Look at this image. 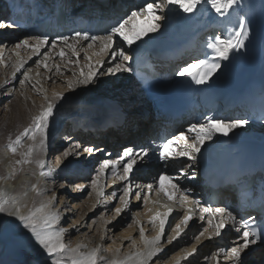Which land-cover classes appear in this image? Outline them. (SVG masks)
<instances>
[{
    "label": "bare ground",
    "instance_id": "6f19581e",
    "mask_svg": "<svg viewBox=\"0 0 264 264\" xmlns=\"http://www.w3.org/2000/svg\"><path fill=\"white\" fill-rule=\"evenodd\" d=\"M7 1L12 2V0ZM66 1L67 4L71 5H68V7L72 8L70 12L75 13L76 17L84 11L87 13L89 9L92 8L91 5L93 4H90L88 0H77L76 4L75 0ZM92 1L97 2L94 4L97 5L98 13H102L100 18L107 16L115 22L125 17V15L129 14L131 10H139L146 2H148V0H138V3L135 1V3L139 5L136 7L133 5V0ZM22 3H24L23 0H21V4ZM38 4L41 6L42 10L45 3L38 2ZM100 4L105 5V7ZM116 4L118 5L115 7ZM120 5L123 6V9L120 8ZM112 6H114V9L118 10H111ZM240 8V3H236L231 9L232 15L235 14L237 18H240L236 12ZM158 15L163 16V19L150 20L145 15L138 17L134 22V24L139 23L140 19L143 23L149 24L151 27L150 38L153 37V41L149 40L150 38L141 36V39L138 41L144 44V48L135 47L133 43L131 48L134 46L135 50L127 47L126 44L119 45V47H123L125 53L130 57L128 61H123L117 56L116 60L112 59L110 63L108 62V64H105V58L107 55L112 54V52H103L102 43L100 41V45L97 43L94 44L89 51L87 45L91 43V41L80 40L77 43L75 40H69V44L75 45L78 55H85L84 51H86V54L91 55L93 64L91 70L97 73L104 62L102 70H100V73L96 77L98 82L93 79L94 81L91 83L83 84L79 83V81L83 80L80 75L81 68L78 66V61H76V55L72 54V50L68 48L65 43L63 44L67 47H62V42L59 39L57 40L60 42L56 39H48V45L41 47L39 56L35 55L30 47L23 48V50L14 47V39H17L19 43L27 39L30 46H35L36 40L34 37L39 36V34L9 27V15L6 14L0 3V23L8 24L5 29L1 27L0 32L3 33L7 30L10 31V34H0V56H2V53L5 50L10 58H7L8 61L4 59L5 62L3 64H5L6 70L12 68L9 75L10 77L8 76L7 81L5 82L4 80L0 85H7L11 81L18 80L22 71L27 70V73H29L34 64L41 60H43L44 63L41 64L40 67L36 66L34 68V74H36L37 71L42 72L45 86L46 82L48 83V79H51V83H53L52 91L49 93V101H46L47 98L45 99L42 93H30L29 96L27 95L28 101L25 97L24 100H19L17 116H15V113H12L10 116L4 114L6 120L5 126L7 128L6 133L12 134L7 135L6 144L3 147H0V165L3 167L8 163V165L11 166V172L7 174L5 178L0 179V190L17 196L23 203L28 205V207L24 208L22 211V214L24 215H27L33 206H39L42 203H48L51 201L52 210L56 211L60 216V222L56 227L67 230L64 237L65 243L72 248L83 246L81 248L82 252H91L93 249H98L100 264H107L108 261L112 260H135L138 254L140 255L145 250V247L149 245L145 241H152L158 236L160 239L165 236L164 242H160L158 245L154 246L151 245L150 248H159V251L150 261H148V264H218L216 259L217 252L215 249L222 244L224 248L234 247V244L232 246L227 243L225 244V242H227L225 235L233 232H236L235 234L238 233L236 229L239 227V221L243 219V216L233 213L234 201L232 198L229 200L224 199L226 197L214 202V208L212 209L220 207L226 209V212L231 211L236 217V224L227 222L228 218L226 214L224 217H221L218 215H209L208 212H201V208L207 207L210 192L209 189L204 188L198 180V168L196 166L197 153L195 154L194 160L189 159L187 156L180 155L170 156L168 160H164L160 157L161 146L158 140V134H155V131H163L167 133V136L170 133V137L173 139L174 137L181 135H176V133L179 129H183L182 126L187 122L194 120V124L196 125L205 124L210 119L214 120L218 115L219 112L215 109L207 110L200 107L195 111L194 116L191 115L183 120L182 123L175 122L172 125L170 120L164 118L165 113L162 111V105L164 104L165 96L171 90V83L176 82V78L173 79V76L171 77V75H173L172 72L196 62L197 59H194L195 57L182 59V56L180 55L181 53L172 54L168 52L167 54L164 53L160 55L167 58L165 64L168 69L161 63L155 68L161 74H163V72L169 74L171 79L153 87L148 93L141 90L140 84L136 80L135 75L139 68L145 66L146 60L152 55L153 50L150 48L153 45L160 43L168 34L176 33L172 36L177 38L175 41L181 38L186 40L188 38L186 35L189 33L190 35H194L198 26L204 25L203 27H205L206 25H209L212 27L211 30L203 35L205 43L201 44L202 47L211 40V35L214 30H216V36L226 39L229 23L225 18H228V16L227 12L223 15L217 13L209 3L205 2V0H201V3L198 4L196 9L191 13H184L179 10L178 5H169L164 8L163 12L158 11ZM175 17H178L177 19L179 21L186 18H188V20H186L181 30H177L176 28L174 32L168 31L166 24L172 23ZM153 24H159V28L156 31L151 30ZM11 32L16 33L12 34ZM57 33L58 32H53L54 35ZM51 43L52 45L55 44L54 48L52 46L49 47ZM115 47L117 46H114L113 51L115 50ZM61 49L64 51L63 57L60 55ZM47 52L48 54H45L44 58L41 59V56ZM90 52H92V54ZM234 52L230 53V55ZM45 57L48 58L46 59ZM49 59H51V62H48ZM118 59L121 64L131 70L116 71L112 74L109 81H107L106 76H104V73L107 72L106 68L118 64ZM84 60L86 62L84 65L82 63V67L84 69V66L87 65L86 69H84L86 70L85 73L87 75L90 71V64L87 61V57ZM21 61L25 62L24 67L21 69V73L16 72V79H13V66L19 64ZM3 64H1V67H3ZM44 64H47L48 67L45 68ZM57 66L59 67V71H57ZM36 79L38 78L36 77ZM69 81L73 83V88L68 87ZM112 83L114 84V87L117 86V88L111 87ZM90 86L92 87V91L88 97L93 102L89 101L88 103V99H85V96L87 97L86 92H88ZM123 86L124 88H122ZM3 87L4 86H2V88ZM126 90L131 91L129 94L130 97L133 98L136 96V99L138 98L140 100L139 103L144 102V104H147L148 106L140 104L138 107L135 100H132L131 98V102H129L130 104L126 106L123 105L125 107L122 114H113L111 112L109 114L112 115L108 121L104 120L102 123L93 122L94 120L102 121L101 114L105 111L107 103L117 101L112 99L120 97L119 95H121V92L124 93ZM111 94H113L112 97H110ZM60 96H62L63 99H59L58 97ZM84 102H86V104H83ZM49 104L54 105V115L49 119L46 151L42 152L39 148V135H37L36 140L25 137L22 139V143L17 145L18 152L15 154L12 153L10 155V161H6L7 159H4V156L5 153L9 151L8 146L10 141H15L16 137L24 132L26 128L32 127L34 118L45 110ZM152 106L155 108L154 112L151 113V110H148L147 108H152ZM93 107L99 111L95 110ZM115 112L118 113L117 111ZM240 118H246V116L237 111L230 116H227V121ZM64 123H68V126L66 127L68 129V136L65 135L64 139L66 147L58 146L62 145L61 143L63 142L58 140V143H54V148L49 150L51 141L56 138L59 129ZM191 126L192 125L184 128V134L189 143L193 142L194 137V133L188 131ZM225 131H228L227 136L222 134ZM225 138L228 140L233 139L234 143L241 138H253L260 143H264V120L260 121L258 124H250L248 121L247 125L244 127L236 128L231 131L223 125H219L217 135L214 136L212 140H206L201 146V149L218 147L224 142ZM143 143L147 144L150 149L149 147L143 146ZM123 145L124 147L121 150L120 147ZM29 147H34L35 149L30 158L32 163H17V161H22L25 158L24 154L28 151ZM170 147H175L179 153L183 147V141H175ZM86 148L94 149V151L90 152L91 154L89 152L88 154H90V158L94 157V160L99 162V165L97 166L98 174L105 161L118 160L116 158L118 151L121 150L123 153L125 148H132L134 151H138L140 148H146L148 153L147 156H157L156 158L159 159V161H156V163H161L163 166L162 168L158 165L152 166L149 169L144 168L148 171L153 170L151 171L152 174L154 173L152 176H156V179H153L152 182L148 183L144 182L146 175L143 173L144 170L141 168H135L137 166L143 167V165H146V163L143 164V161L141 160L143 158H137V162L133 166V170L129 174L128 180L114 178L112 176L113 169H105L104 175L106 174L109 178V187L105 196L101 198V195H99V188L101 189L103 186V175L99 174L95 178L96 187H93L92 185L93 189L91 190L88 201L79 204L78 201L74 200L73 203L75 206L69 211V208L67 209L66 205L68 202L67 199L65 202L63 196L58 197L60 202L58 205V203L55 204L54 196L56 190L60 188H62L63 194H66L67 191L72 188L71 186L75 187L73 189L75 192L84 189L85 184L87 183L85 180L89 179V174L87 175L88 166H85L87 165L85 161L86 156L84 157ZM59 149L62 150L57 152ZM65 152H69V154L65 156ZM170 153L172 152L170 151ZM52 157H57L56 161H51ZM125 159L126 162L128 158L125 157ZM40 160L44 162L45 167L43 169L38 166L37 162ZM75 162L79 164L76 165L74 164ZM123 164V161H121V164L116 171L122 172ZM49 170H51V175H41L42 171L48 172ZM137 173L145 175L137 176ZM162 173L165 175L167 174L168 176H175V183H177L182 190H189L187 191L186 200L184 196L178 192L180 201L182 202L181 204L183 205H175V203L179 201H176L177 198L169 199V204H166L164 210H161L155 205L157 202H154L155 207L148 203L149 192L150 197L155 199L152 197V194L154 193L156 195V192L159 191L160 184L158 183V177ZM98 176L101 178L100 183L97 180ZM180 176L181 178L183 176L182 181H186L180 182ZM129 182L131 183V186L133 184L135 185V194L137 193L139 196L143 195L145 198V204L141 211H139L141 202L138 203V199L136 198L137 195H135L134 201L129 203L127 208H124L123 204L120 202L119 196L123 195V188L127 186ZM149 184H152L154 190H147L146 193L145 189H147V185ZM32 186L37 187L39 194L31 190ZM88 186H91V184H88ZM163 186L169 188L172 193L173 189L170 184L165 182ZM76 188L79 190L76 191ZM175 192L176 191L173 190V193ZM24 193H27L26 197L24 196ZM112 193H115V195L113 196ZM175 194H177V192ZM117 195L118 197L116 198ZM196 200L200 201L199 205L194 204V201ZM118 201L119 203L117 207H120L122 211L119 214H116V212H113V208ZM133 207H138V209L135 211L133 210ZM74 209H78L76 213ZM189 209L192 211H189ZM169 212L170 214L165 216V214ZM101 213L102 215L98 217ZM121 215L122 218L120 219ZM160 215L162 216V219ZM185 215H190L192 217L187 226H184L180 219ZM133 216L134 222L130 224L129 221ZM158 216L160 219H156ZM201 216H203V219H201ZM73 218L76 219L72 220ZM244 218L250 220L251 217L245 216ZM152 219H155L156 221L155 226L149 223ZM220 219L226 221V227L221 229V235L216 236L214 234V225L218 223ZM161 220L166 221L162 236L160 233ZM209 220L212 221L211 224L208 222ZM135 221H139L140 223H135ZM89 222L91 223L89 227H87ZM79 223V227L74 229L73 226ZM177 223L181 224L182 229L179 234L173 232ZM141 224L144 233L146 232L145 241H143L144 237H141L140 235L139 226ZM203 226H205L204 229L207 228V232H205L203 236H199L200 232L203 230ZM78 228H80V230H78ZM239 233L237 234L238 237L240 236ZM197 236H199V239H196ZM169 238H171V243L168 242ZM211 238L216 241L210 243L212 240ZM241 241L239 240L236 242L237 244L235 246L242 244L243 242ZM107 242H110L111 245L107 246ZM252 245L253 244H250L248 248L241 251L239 264H264L263 245L260 247L257 245V249L253 251L251 256L246 257V254L252 250ZM193 249H195V251H193ZM212 250L215 252L213 253V256L210 257ZM226 256L225 262L222 261L224 264H235V261L230 257L229 253ZM250 258H254V260L249 261ZM128 261L127 264H130ZM0 264H50V258L35 242L31 234L20 225V222L16 220L15 217L8 216L6 213H0Z\"/></svg>",
    "mask_w": 264,
    "mask_h": 264
},
{
    "label": "snow or ice",
    "instance_id": "6c2138e0",
    "mask_svg": "<svg viewBox=\"0 0 264 264\" xmlns=\"http://www.w3.org/2000/svg\"><path fill=\"white\" fill-rule=\"evenodd\" d=\"M205 2L209 3L211 7L217 12L223 15L230 8L233 7L234 4L237 3V0H205ZM201 3V0H148L139 10L131 11L125 17L120 19L116 24L110 27V29L104 35H89L86 32H76L74 36H64L61 37L63 42L72 50L73 55H78L77 49L74 44H69V40H75L77 43L80 40L91 41L87 45L88 48H92L97 41L102 43V51L107 53L109 51L112 52V59H115L117 56L121 58L123 61H128L130 57L125 53L123 47H119V45L126 44L128 47L135 42L141 39L142 33L137 29L134 22L138 17L147 16L150 20H160L163 19V16L158 15L159 12H163L165 7L169 5H178L179 10L184 13L193 12L197 5ZM3 23H0V27H4ZM9 27L15 26L14 23H9ZM159 28V24H153L152 31H156ZM247 25L246 22L241 21L238 24L237 30L227 39H223L220 36L214 37L207 44V47L211 49L212 59H208L207 57L204 59H200L196 62H193L177 72V75L184 76L188 75L196 84H204L206 83L218 70L221 69L222 64L221 61H227L230 58V53L236 51L238 52L240 49L244 47V42L247 39ZM36 40L35 46H30L29 41L27 39L23 40L21 43L16 44V48H31V51L39 56L41 47L47 46L49 43L48 37H34ZM115 47V50L113 51ZM55 47V44L52 45ZM61 57L64 56V51L61 49L60 52ZM46 59L48 57H45ZM2 56H0V62H2ZM90 59V57H88ZM24 61H21L19 64L14 65V71L12 74V78L16 79V72H20L24 67ZM43 60L36 62V66L40 67L43 64ZM44 67L47 68V64H44ZM131 69L125 67L123 64H116V66L109 67L107 69L106 74H111L116 71H130ZM57 71H59V67L57 66ZM24 80H28L29 77L27 75V70L23 73ZM81 75H84L82 72ZM97 73L91 70L87 75H84L83 81H79V83L89 84L93 81ZM24 81H21L23 84ZM35 87V86H34ZM69 88H73L74 85L71 81L68 83ZM59 99H63L62 96L58 97ZM54 115V105L49 104L45 110H43L37 117L34 118L33 126L30 128H26L24 132H22L19 136L16 137L15 141H10L9 150L15 154L17 152V145L22 143V139L27 137L32 140H36L37 135H39L40 142L39 148L42 152L46 151L47 148V129L49 126V119ZM248 120L246 118L234 119L230 121H225L223 119H210L205 124L196 125L193 124L188 131L194 133L193 142L189 143L187 137L184 134L180 136H176L173 139L167 140L165 143L161 145L160 157L164 160H168L172 155L169 151L170 146L174 144L175 141L183 140L184 146L177 155L187 156L189 159L194 160L195 154L201 151V146L204 144L206 140H212L214 136L217 135L218 126L223 125L229 131L234 130L236 128L244 127L247 125ZM227 136L228 131L222 133ZM34 147H29L28 151L24 154V159L22 161H17L20 164L32 163L30 159ZM86 152H92L94 149L86 148ZM70 152V150H69ZM69 152H65L64 155L67 156ZM148 153L145 149L141 148L138 151H134L132 148H125L123 153L121 154V158L115 161H105L102 167L99 170L100 175H104L105 169L112 168V176L114 178H118L120 180H128L129 174L133 170V166L137 162V158H143L147 156ZM127 157V161L123 164L122 172L116 171L119 168L121 161L123 158ZM38 166L43 169L45 167L44 162L42 160L38 161ZM42 176L51 175V170L48 172H41ZM99 176L97 177V180ZM176 178L168 176V175H160L158 177V183L160 184V191H164L163 185L165 182L171 185V188L176 192H180L182 196H184L185 200L187 199V191L182 190L177 183L174 182ZM93 187H96V182H93ZM148 189H152V184L147 185ZM33 192H37L39 194L36 186H32L31 189ZM131 183L129 182L127 186L123 188V195L119 197L120 202L123 204L124 208L129 206V197H131ZM169 196V199L172 198L170 193H166ZM99 195H103V192H100ZM114 196L115 193H112ZM24 196H27V193H24ZM139 199V195L136 196ZM194 204L199 205L200 201H194ZM28 207L26 203H23L20 198L15 195H11L3 190H0V213H6L8 216L15 217L16 220L20 222V225L26 229L34 238L35 242L43 249V252L47 254L50 258V264H100V257L98 249H93L91 252H82L81 248L83 246H77L76 248L70 247L67 243H65L64 237L66 234V229L58 228L56 225L60 222V216L56 211L52 210V202L42 203L39 206H33L27 215L22 214L24 208ZM122 211L120 207L115 208L116 214H119ZM189 211H192L189 209ZM201 212H208L209 215H218L223 217L225 214L228 218L227 222H231L233 224L237 223L236 217L233 215L231 211H227L224 208L217 207L215 209H209L207 207L201 208ZM166 213L165 216L169 215ZM181 223L184 226H187L188 222L192 219L190 215H185L180 218ZM203 219V216H201ZM165 220L160 221V233L163 235ZM210 224L211 220L208 221ZM135 223H140L139 221H135ZM153 226H155L156 221L152 219L149 221ZM226 221L224 219H220L218 223L214 225V234L216 236L221 235V229L225 227ZM238 232H241V239L243 243L231 247L229 249L230 257L235 261V264H239L240 262V253L245 248H248L250 244H256L264 239V229H257L253 223L249 220H241L239 221V227L236 229ZM242 230V231H241ZM182 231L181 224L177 223L173 232L179 234ZM207 232V228L203 229L199 236H203L204 233ZM141 237L144 236L143 227L140 228ZM199 236L196 239H199ZM149 245H158L160 243V237H156L152 241H145ZM171 243V238L168 240ZM159 251V248H150L146 255L137 256L138 264H148V261L152 259ZM195 251V249H193ZM107 264H127V261H117L112 260L108 261Z\"/></svg>",
    "mask_w": 264,
    "mask_h": 264
},
{
    "label": "rangeland",
    "instance_id": "374dc122",
    "mask_svg": "<svg viewBox=\"0 0 264 264\" xmlns=\"http://www.w3.org/2000/svg\"><path fill=\"white\" fill-rule=\"evenodd\" d=\"M135 1L138 3V0H133V5H135L136 7H138L139 5L137 4V3H135ZM142 1V0H141ZM140 1V2H141ZM119 4V3H118ZM118 4H116L115 5V7L118 5ZM121 4V3H120ZM114 6H112L111 7V10H118V9H114L113 8ZM132 11V10H131ZM130 11V12H131ZM129 12V13H130ZM126 16V15H125ZM5 26L3 27V29H5V27L8 25V24H4ZM135 26L136 27H138L137 29L142 33V36L143 37H146V38H150V25L149 24H145V23H143L140 19H139V23H136L135 24ZM1 28V27H0ZM12 34L13 33H16V32H11ZM0 34H10V31L9 30H7V31H4L3 33H1L0 32ZM152 38V39H151ZM149 40H151V41H153V37H151ZM61 42H62V47H67L65 44H63L64 42L61 40V39H59ZM59 40H57V41H59ZM59 41V42H60ZM13 43L16 45V44H19V42H18V40L17 39H14V41H13ZM97 44H101V43H99V41H97L96 42ZM13 44V45H14ZM15 45H14V47H15ZM134 45H135V47L137 46V47H139V48H144V44L142 43V42H139V41H135L134 42ZM52 46V43H51V45L49 46V47H51ZM128 47V46H127ZM135 47L133 46L132 48L131 47H129V48H131V49H133V50H135ZM21 50H23V48H21ZM66 50V49H65ZM91 50V48H89V51ZM83 52V51H82ZM81 52V53H82ZM85 52V55H83L82 56V54L81 55H76V61H78V66L81 68L80 69V75H81V73L83 72L84 73V75H86V70H84V69H86V67H87V65H85L84 66V69H83V67H82V63H83V65H84V63L86 62L84 59L87 57V61L89 62V64H90V66H91V69H92V66H93V64H92V57H91V55H89V54H86V51H84ZM91 54H92V52H90ZM45 54H48V52L47 53H44V55H42L41 56V59H43L44 58V56H45ZM111 55L112 54H109V55H107V57L105 58V64L107 63L108 64V62L110 63L111 62V60H112V58H111ZM88 57H90V59H88ZM94 57H95V55H94ZM2 62H0V84H1V82H3L4 80H5V82L7 81V79H8V76L10 75V73H11V70H12V68L10 69H7L6 70V66H5V64H3L4 62H5V60L6 61H8V59L7 58H10V57H8V53L6 54V51L4 50V52L2 53ZM81 58V59H80ZM5 59V60H4ZM40 59V60H41ZM114 60H116V58L114 59ZM11 61V60H10ZM9 61V62H10ZM36 61H38V60H36ZM48 62H51V59H49L48 60ZM104 62H103V64H102V66H101V68L97 71V75L95 76V78H94V80H96V77L98 76V74L100 73V70H102V67L104 66ZM117 62H119L120 64H121V62H120V60L118 59V61ZM1 64H3V67H1ZM115 65V64H114ZM11 66V65H10ZM9 66V67H10ZM116 66V65H115ZM115 66H112L113 68L115 67ZM36 67V63L34 64V66L32 67V70L29 72V73H27V75H28V77H29V79L28 80H24V75H23V73L25 72V71H22V73L21 72H19V73H21L20 74V77H19V79L18 80H15V81H11V82H9L7 85H0V147H3L5 144H6V138H7V135H11L12 133H9V134H7L6 133V126H5V124H6V120H5V117H4V114L5 115H7V116H10L12 113L14 114H16L15 116H17L18 115V112H17V110H18V103H19V100H24V97L26 98V100H27V95L29 96V94L31 93H33V94H41L42 93V95L45 97V99H46V101H49V93L52 91V85H53V83H51V79H48L47 81H48V83L46 82V86H45V81H44V79L42 78V72L40 71H37V73L36 74H34V68ZM2 68H3V71H2ZM108 68H106V70H107ZM6 71V72H5ZM44 73V72H43ZM103 74V73H102ZM112 74L113 73H111V74H106V72L104 73V76H106V78H107V81H109V79L111 78V76H112ZM84 75H81V78H82V80L84 79ZM109 75V76H108ZM10 77V76H9ZM36 77L38 78V79H36ZM93 80V81H94ZM21 81H24L23 82V84H21ZM97 82H98V80H96ZM106 81V82H107ZM2 86H4L3 88H2ZM35 86V87H34ZM111 87H114V84L112 83L111 84ZM114 88H117V86L116 87H114ZM122 88H124V86L122 87ZM128 90H129V88H128ZM128 90H126L124 93H122L121 92V95H119L120 97H117V98H113L112 100H117V101H111L110 103H107V105L105 106V111H103V113L101 114V116H102V121L100 120V121H96V120H94L93 122H104V120H106V121H108V119L111 117V115L112 114H109V113H113V114H122L123 113V111H124V107L126 106V105H128V104H130L129 102H131V98L132 97H130V92L131 91H128ZM91 91H92V87L90 86L89 88H88V92H86V94H87V97L85 96V99H88L87 101H88V103H89V101H91V102H93L92 100H90L89 99V94L91 93ZM85 94V95H86ZM114 94V93H113ZM113 94H111L110 95V97H112V95ZM110 97H109V99H110ZM135 100V103H137V105H138V107H139V105L141 104V105H147V104H144V102H141V103H139L140 102V100L137 98L136 99V96L135 97H133L132 98V100ZM28 101V100H27ZM142 101V100H141ZM83 104H86V102H84ZM123 105H125V106H123ZM94 106V105H93ZM148 106V105H147ZM94 109H95V107H93ZM143 108H146V107H143ZM118 109V110H117ZM148 110H151V113H152V109L154 110V108H153V106H152V108H147ZM146 109V110H147ZM95 110H97V109H95ZM97 111H99V110H97ZM115 111H117L118 113H116ZM154 112V111H153ZM190 120V119H189ZM186 122V121H185ZM184 124V123H183ZM194 124V120L193 121H189V122H187L186 124H184L182 127H183V129H179L178 131H177V133H176V135H178V134H184V128L186 127H188V126H190V125H193ZM68 126V123H64L63 125H62V127L59 129V133H57V136H56V138H54L52 141H51V145L49 146V150L50 149H53L54 148V143H56L58 140L61 142V141H63L61 144L62 145H58V146H61V147H64L65 145H66V143H65V141H64V139H65V135H67V132H68V129L66 128ZM179 127H181V126H179ZM155 133H156V131H155ZM175 135V136H176ZM185 135V134H184ZM68 136V135H67ZM95 139H97L96 137H94ZM62 139V140H61ZM144 139V138H143ZM183 141V140H182ZM58 143V142H57ZM64 143V144H63ZM57 146V145H56ZM143 146H146V147H149L147 144H144L143 143ZM183 146H184V141H183ZM66 147V146H65ZM64 147V148H65ZM124 147V145L122 146V147H120V149L122 150V148ZM139 147H140V145H139ZM183 148V147H182ZM63 149V148H62ZM62 149H59V151H57V152H60ZM141 149V148H140ZM143 149H145L146 151H147V149L146 148H143ZM149 149H150V147H149ZM121 150H119L118 151V154L116 155V158L117 159H120L121 158V154H122V152H121ZM169 151H171L172 153V155L171 156H174V155H177V150H176V148L175 147H170V149H169ZM17 152H18V146H17ZM90 153V152H89ZM12 154V152L9 150L8 152H6L5 153V156H4V159H7L6 161H10V159H11V155ZM88 152H85V155H84V157H85V161H86V164L87 165H85V166H88V170H87V175L89 174V179H87V180H85V181H87V183L85 184V187H84V189H77L76 188V191L77 190H79L78 192H75V191H73V189L75 188L74 186H71L72 188L71 189H69V191H67V193L66 194H63V191H62V188H60V189H58V190H56V194H55V196H54V198H55V204H57L58 203V205L60 204V202H59V198L58 197H61V196H63L64 197V199H65V202H66V199H67V209L70 211V209H73V207L75 206L74 205V203H73V201L74 200H76V201H78L79 202V204L80 203H84V202H87L88 201V199H89V196H90V193H91V190L93 189V187H92V185H93V182L95 181V178H96V176L97 175H99L98 174V168H97V166L99 165L98 163V161L96 162L95 160H94V157H92V158H90V154H88ZM6 157V158H5ZM84 157H83V160H84ZM157 156H152V155H149V156H144L143 157V159H141L142 161H143V164L144 163H146V165H143V167H139V166H137V167H135V168H141L142 170H144L143 171V173H145V174H139V173H137V176L139 175V176H144L145 175V179H144V182L145 183H148V182H152L153 181V179H156L155 177H153L152 175L154 174H152L151 173V171H153V170H151V171H148V170H145L144 168H147V169H149V168H151L152 166H156V165H158V166H160V168H162V164L161 163H156V161H159V159H157L156 158ZM56 158L57 157H52L51 158V161H56ZM102 158L104 159V157L102 156ZM148 159V160H147ZM145 161V162H144ZM140 163V162H139ZM155 163V164H154ZM74 164H76V165H78L79 163H77V162H75ZM148 164V165H147ZM140 169V170H141ZM148 171V172H147ZM11 172V166L10 165H8V163H6L3 167H1V165H0V179L1 178H5L6 176H7V174H9ZM147 172V173H146ZM161 175H165L164 173H162ZM167 175V174H166ZM104 176V177H103ZM102 176V182H103V186H102V188L100 189L99 188V192H103V195L101 196V198H103L104 196H105V193L107 192V190H108V187H109V178L107 177V175L105 174V175H103ZM148 177V178H147ZM171 177H174V178H176L175 176H171ZM180 178V182L182 181V179H183V176H182V178H181V176L179 177ZM105 179V180H104ZM100 181H101V178L99 177V179H98V182L100 183ZM184 181H186V180H184ZM184 181H182V182H184ZM191 181V180H190ZM101 182V183H102ZM174 182H176V181H174ZM74 183V182H73ZM88 184H91V186H88ZM76 185V184H75ZM134 188H135V185L133 184L132 186H131V197H129L128 199H129V203H131V202H133L134 201V198H135V195H138L137 193L135 194V190H134ZM163 188H164V191H161L160 192V188L158 189L159 191L158 192H156V195H154L153 197L155 198V199H152L151 197H149V200H148V203L150 204V205H152L153 207H155V205L156 206H158L161 210H164L165 208H166V204H168L169 203V196H168V194H166V193H170L171 194V196H172V198L174 199V198H177L176 199V201L177 200H179V201H177L176 203H175V205L177 206L178 204H180V205H183V204H181L182 202L180 201V196L178 195V192H177V194H175V193H173V190H172V193H171V190H169V188H167V187H165V186H163ZM167 188V189H166ZM147 190H149L148 189V187H147V189H145V191H146V193H147ZM60 192H62V193H60ZM143 193V192H142ZM66 196H67V198H66ZM118 197V195L116 196V198ZM119 197H121V196H119ZM140 198L138 199V203H140L141 202V205H140V207H139V211H141L142 209H143V207H144V204H145V198H144V196L143 195H140L139 196ZM142 197V198H141ZM116 198H115V200H116ZM142 200V201H141ZM156 200V201H155ZM152 202V203H151ZM156 204H155V203ZM118 203H119V201L117 202V204L114 206V208H113V212H115V208L117 207V205H118ZM155 204V205H154ZM138 209V207H133V210H137ZM77 210L78 209H74V211H75V213L77 212ZM71 213H72V211H71ZM123 214V213H122ZM133 214H135V213H133ZM102 215V213L101 214H99L98 215V217H100ZM97 217V218H98ZM122 218V215L120 216V219ZM76 218H73L72 220H75ZM119 219V220H120ZM72 222V221H71ZM132 222H134V216H133V218H131V220L129 221V223L131 224ZM87 223V222H86ZM90 223L91 222H89L88 223V225H87V227H89V225H90ZM70 224V223H69ZM151 224V223H150ZM79 225H80V223L79 224H77V225H74L73 226V228L75 229V228H77V227H79ZM152 225V224H151ZM142 227V224L139 226V228H141ZM204 227L205 226H203V229H204ZM78 230H80V228H78ZM234 231V230H233ZM242 231V230H241ZM85 233H88V232H85ZM236 232H233V233H228V235H225L226 236V241L227 242H225V244L227 243V244H229V245H233L234 244V246L237 244L236 242H238L239 240L241 241L242 239L240 238L241 237V232L239 233V237L237 236V234H235ZM145 234H146V232L144 233V239H143V241H145ZM226 234V233H225ZM79 237V236H78ZM164 237L165 236H163L161 239H160V242H164ZM238 237V238H237ZM237 238V239H236ZM212 239V240H211ZM210 240V243H212V241H216V240H213V238H211ZM241 242H243V241H241ZM111 245V243L110 242H107V246H110ZM238 245H240V244H238ZM237 245V246H238ZM229 249H230V247L229 248H224L223 247V244L222 245H220V246H217V248L215 249V251L217 252V254H216V259H217V261H218V264H222L223 262H225V260H226V255L229 253ZM224 250V251H223ZM214 250H212L211 251V253H210V257H212L213 256V253L215 252ZM250 260H254V258H250L249 259V261ZM223 261V262H222ZM255 261H256V259H255ZM254 261V262H255ZM224 264V263H223Z\"/></svg>",
    "mask_w": 264,
    "mask_h": 264
}]
</instances>
